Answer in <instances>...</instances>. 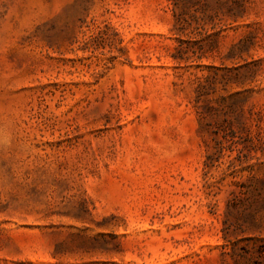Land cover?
Masks as SVG:
<instances>
[{"label":"rangeland","instance_id":"obj_1","mask_svg":"<svg viewBox=\"0 0 264 264\" xmlns=\"http://www.w3.org/2000/svg\"><path fill=\"white\" fill-rule=\"evenodd\" d=\"M264 0H0V264H264Z\"/></svg>","mask_w":264,"mask_h":264},{"label":"trees","instance_id":"obj_2","mask_svg":"<svg viewBox=\"0 0 264 264\" xmlns=\"http://www.w3.org/2000/svg\"><path fill=\"white\" fill-rule=\"evenodd\" d=\"M261 244L256 247V251L260 256L264 255V243L260 242Z\"/></svg>","mask_w":264,"mask_h":264}]
</instances>
